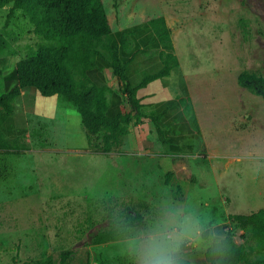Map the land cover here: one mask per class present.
<instances>
[{
  "label": "rangeland",
  "instance_id": "374dc122",
  "mask_svg": "<svg viewBox=\"0 0 264 264\" xmlns=\"http://www.w3.org/2000/svg\"><path fill=\"white\" fill-rule=\"evenodd\" d=\"M101 1L112 39L121 29L137 26L129 35L131 52L134 46L143 44L145 21L164 18L181 69L179 85L183 94H188L189 77L198 73L193 80L198 81L202 92L197 104L199 107L205 100L203 106L211 117H199L201 132L213 156L196 161L209 172L206 184L199 189L190 177L158 175L156 171L141 175V155L137 152L140 146L128 141L142 120L139 118H133L128 126L116 168L104 162L105 154L90 151V157L69 156L73 170L66 173L60 156H66L68 145L58 135V129L35 131L36 138L29 141L34 153L0 150V264H12V258L20 262L55 257L61 250H69L75 263L87 254L89 264H134L126 251L130 238L147 222L176 207L194 211L213 226L221 225L236 244H251L242 224L227 216L264 209V170L253 172L251 162L244 158L254 147L264 151V98L237 81L242 71L264 78V0ZM6 7L0 8V27L4 25ZM15 20H22L21 15ZM24 41L34 44L36 39ZM22 45L19 58L26 46ZM100 51L109 59L105 51ZM91 71L89 79L94 82L100 75L110 90L109 102L114 101L119 110H128L110 69L103 65ZM57 110L56 121L61 122L62 113ZM69 110L67 113L78 123L77 113ZM237 114L243 115L242 120ZM218 126L224 130H216ZM195 133H199L198 124ZM75 136L78 144L85 145L82 130ZM43 139L49 141L48 147L58 149L60 156H55V152L44 155L48 149L38 144ZM19 141L22 139L10 140L14 145ZM168 153L177 154L176 160L189 158L186 151ZM228 154L243 159L238 162L228 158ZM50 156L54 157L50 160ZM65 159L66 162L68 157ZM155 162L156 159L151 160L153 167ZM184 163L188 164V160ZM131 210L142 215V222L128 237L100 244L91 242L98 229ZM191 258L194 264H209L204 251L192 252Z\"/></svg>",
  "mask_w": 264,
  "mask_h": 264
},
{
  "label": "trees",
  "instance_id": "16d2710c",
  "mask_svg": "<svg viewBox=\"0 0 264 264\" xmlns=\"http://www.w3.org/2000/svg\"><path fill=\"white\" fill-rule=\"evenodd\" d=\"M4 6H7L4 25H7L8 19L17 10L30 24L29 33L36 41L34 44H27L24 54L15 62L17 86L0 93V124L11 114L13 98L20 88L34 87L45 96L57 94L73 106L79 116V124L89 151L121 154L122 140L128 133L132 119L144 116L136 90L153 79L168 75L178 64L173 53L170 30L164 18L157 16L145 21L156 38L161 67L131 86L124 67L132 57L129 35L133 31L121 29L118 37L112 39L101 0H0V8ZM4 44L0 34V54L5 50ZM100 50L105 51L109 59ZM103 65L110 69L129 106L128 110L109 112L110 102L105 94L106 88L89 79L88 73ZM237 81L253 94L264 98L263 77L242 71L237 75ZM186 99L178 100L189 126L196 132L195 117L189 100L185 104ZM147 118L153 122L156 131L160 132L158 117ZM12 142L0 146V150L15 148L17 145ZM18 148L27 149V146L21 145ZM130 212H134L135 216L130 215ZM227 217L242 224L252 243L236 244L226 232L230 246L227 258L213 255L209 250L204 251L205 260L209 264H264V209L246 214H229ZM141 222L142 215L138 211H126L106 227L98 229L91 242L100 244L123 240ZM122 223L128 224L130 230L122 229ZM12 264H89V258L85 254L83 259L75 263L69 250H61L55 257L46 256L20 262L12 258Z\"/></svg>",
  "mask_w": 264,
  "mask_h": 264
},
{
  "label": "crops",
  "instance_id": "0c3cea01",
  "mask_svg": "<svg viewBox=\"0 0 264 264\" xmlns=\"http://www.w3.org/2000/svg\"><path fill=\"white\" fill-rule=\"evenodd\" d=\"M14 15L16 19L20 14L16 10ZM15 19L12 22L7 23V25L0 27L2 31L0 34L5 41V50L0 54V93L9 91L17 86L15 78V62L19 58V48L23 46L22 44H29L24 41V39L27 40L33 37L29 33L30 24L27 20L22 18V20L16 21ZM136 27H127L126 29L136 30ZM143 34L144 35L141 37L143 44L134 46L132 57L124 67V73L131 86H135L143 76L154 73L161 67V62L158 58L156 38L151 34L150 29L146 25L144 26ZM146 39H150L151 42L146 44L144 41ZM195 76L198 77V73L189 77L188 97H186L187 95L183 94L180 90L179 83L181 81V69L178 64L168 75L153 79L145 86L138 88L135 94L139 99V103L142 105L140 110L144 116L138 117L142 120L135 125V133L132 136H128V141H130V144L134 142L136 145L140 146L137 152L141 155V175L147 176L152 171H156L158 175H183L190 177L192 184L196 185L197 188L203 189L209 172H207V169L196 161L200 157L210 160L213 156L210 153L212 150L208 146V140L206 141V137L203 136L201 132L199 117L200 115L203 117L209 109H206V107L203 106L206 104L205 100H201L202 104L198 107L197 101L202 92H200L201 88L198 81L193 82ZM93 83L106 88L101 76L98 74ZM108 91L110 90L106 88V95ZM180 98H187L189 100L198 124V134H196L189 126L184 116L182 106L178 100ZM109 105V112L114 113L119 110L114 101L112 103L110 102ZM58 108L62 113L61 122L56 121ZM69 109L75 111L68 101L57 94L45 96L40 94V92L34 87L20 88L19 93L13 98L11 114L0 124V146L10 142L11 139L21 138L22 141L15 144L17 146L13 148V150L7 149L6 151L15 152L19 150H29L31 153L28 154H32L34 153V146L31 148V146H29V141L36 138L34 136L35 131L45 132L49 129L54 130L57 128L58 130H56L59 131L58 135L62 136L64 140L63 142L68 145V148H66V156H60L56 152L58 149L48 147L47 145L50 144L46 139L38 142V144L42 146L41 148L46 147V149H48L44 152V155H48V153L53 155L55 152V156L62 157L65 172H72L73 159H69V156L77 158H82L84 156L90 157V155H88L90 151L87 149L86 143L85 145H80L76 142L77 137L75 135L79 134L82 129L79 124V116L78 123H75L71 115L67 113V110ZM240 115L237 114V118L240 117L242 120L243 115ZM148 116L158 117L157 122L160 127V132L156 131L153 122L148 120ZM210 119L211 117L206 114L205 120ZM219 128L221 127H216V130ZM222 128L224 130L223 126ZM78 138L80 140L79 135ZM26 144L29 146L28 149L18 148L21 145ZM81 150L83 151L82 154L79 153ZM168 150L172 152L186 151L187 153L185 155L189 158L185 159V161L188 160V164L184 163L185 161L183 159L176 160L177 154L168 153ZM68 152H71V154H67ZM53 157L50 156V160ZM67 157L68 160L65 162L64 160H66L65 158ZM227 157L230 159H237V156L235 155L228 154ZM102 158L108 166H114V168H116V153H107ZM153 159H156L155 164H153L155 167H153L151 163V160ZM92 164L95 165V163Z\"/></svg>",
  "mask_w": 264,
  "mask_h": 264
},
{
  "label": "clouds",
  "instance_id": "9594fccd",
  "mask_svg": "<svg viewBox=\"0 0 264 264\" xmlns=\"http://www.w3.org/2000/svg\"><path fill=\"white\" fill-rule=\"evenodd\" d=\"M244 158L251 162L253 172L264 170V151L254 147ZM241 159L237 157L238 162ZM121 228L130 230L126 223ZM209 250L227 258V233L221 225L213 226L210 220L183 207L172 208L147 222L130 238L126 249L134 264H194L192 252Z\"/></svg>",
  "mask_w": 264,
  "mask_h": 264
}]
</instances>
